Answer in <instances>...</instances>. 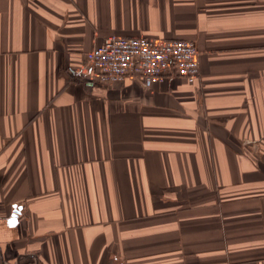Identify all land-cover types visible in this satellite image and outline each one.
<instances>
[{
  "label": "crops",
  "instance_id": "crops-1",
  "mask_svg": "<svg viewBox=\"0 0 264 264\" xmlns=\"http://www.w3.org/2000/svg\"><path fill=\"white\" fill-rule=\"evenodd\" d=\"M108 36L199 79L103 86ZM0 264H264V0H0Z\"/></svg>",
  "mask_w": 264,
  "mask_h": 264
},
{
  "label": "built area",
  "instance_id": "built-area-1",
  "mask_svg": "<svg viewBox=\"0 0 264 264\" xmlns=\"http://www.w3.org/2000/svg\"><path fill=\"white\" fill-rule=\"evenodd\" d=\"M84 56L81 69L103 86L134 78L149 86L172 74L190 84L199 79L198 52L190 40L108 36Z\"/></svg>",
  "mask_w": 264,
  "mask_h": 264
}]
</instances>
